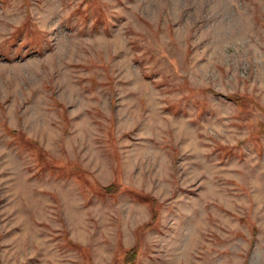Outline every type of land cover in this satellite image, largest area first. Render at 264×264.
<instances>
[{"label": "rangeland", "instance_id": "1", "mask_svg": "<svg viewBox=\"0 0 264 264\" xmlns=\"http://www.w3.org/2000/svg\"><path fill=\"white\" fill-rule=\"evenodd\" d=\"M0 264H264V0H0Z\"/></svg>", "mask_w": 264, "mask_h": 264}]
</instances>
